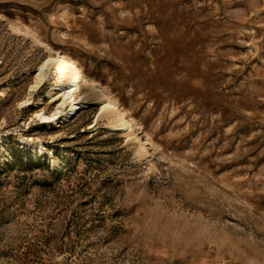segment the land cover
<instances>
[{
	"label": "rangeland",
	"instance_id": "obj_1",
	"mask_svg": "<svg viewBox=\"0 0 264 264\" xmlns=\"http://www.w3.org/2000/svg\"><path fill=\"white\" fill-rule=\"evenodd\" d=\"M0 264H264V0H0Z\"/></svg>",
	"mask_w": 264,
	"mask_h": 264
},
{
	"label": "bare ground",
	"instance_id": "obj_2",
	"mask_svg": "<svg viewBox=\"0 0 264 264\" xmlns=\"http://www.w3.org/2000/svg\"><path fill=\"white\" fill-rule=\"evenodd\" d=\"M26 28V27H25ZM24 30V28H22ZM28 35L37 40L31 29H25ZM41 71L36 75L35 82L31 86V89H36L41 85L45 76H50L52 84L49 89V95L53 102H57V106L53 111L46 112L39 110L35 112V116L42 121H54L57 122L60 119H66L75 114L80 107L87 103H99L100 114L96 120L103 116L108 118L111 129H119L121 131H130L127 136L133 134L130 117L127 116L123 107L117 106L115 100L108 95H104L98 88L90 86L88 91L82 93L79 92L80 86L83 84L84 76L79 70L77 64L67 54L54 52V55H49L48 58L40 67ZM63 74L65 77L63 78ZM68 76V79H67ZM70 82L71 85L76 84V89L73 92L62 88L57 90L55 86H63ZM68 106V108H65ZM91 126V125H90ZM29 148L34 151L43 152L46 148L40 143H30Z\"/></svg>",
	"mask_w": 264,
	"mask_h": 264
},
{
	"label": "built area",
	"instance_id": "obj_3",
	"mask_svg": "<svg viewBox=\"0 0 264 264\" xmlns=\"http://www.w3.org/2000/svg\"><path fill=\"white\" fill-rule=\"evenodd\" d=\"M62 77L64 78L65 74H63ZM67 79H68V76H67ZM75 87H76V84L75 85H71L70 82L68 84L63 85V86H60V85L56 86L58 91L61 90L62 88H65L66 90H69L70 92L75 91V89H76Z\"/></svg>",
	"mask_w": 264,
	"mask_h": 264
}]
</instances>
